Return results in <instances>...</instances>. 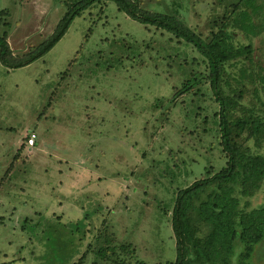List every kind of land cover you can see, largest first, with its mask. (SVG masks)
Returning <instances> with one entry per match:
<instances>
[{
  "label": "rangeland",
  "instance_id": "rangeland-1",
  "mask_svg": "<svg viewBox=\"0 0 264 264\" xmlns=\"http://www.w3.org/2000/svg\"><path fill=\"white\" fill-rule=\"evenodd\" d=\"M63 1L0 0L13 56L49 36ZM134 1L208 39L237 0ZM169 37L107 0L75 16L35 60L0 62V264H73L82 251L81 264H92V251L108 244L126 264H172L176 190L225 159L210 94H178L183 75ZM251 42L264 67V31ZM184 51L188 61L197 56ZM254 249L249 261L264 264V236Z\"/></svg>",
  "mask_w": 264,
  "mask_h": 264
},
{
  "label": "trees",
  "instance_id": "trees-1",
  "mask_svg": "<svg viewBox=\"0 0 264 264\" xmlns=\"http://www.w3.org/2000/svg\"><path fill=\"white\" fill-rule=\"evenodd\" d=\"M105 1L64 0L66 10L53 31L24 56H13L3 31L0 62L17 68L35 60L64 35L75 16ZM111 1L129 17L169 33L167 41L175 38L183 75L178 94L205 91L216 104L212 117L225 165L215 171L209 167L176 190L170 214L176 251L172 264H251L255 244L264 236V67L253 60L251 42L264 31V0L230 2L222 20L213 22L208 39L174 15L145 11L134 0ZM188 46L197 53L189 61L184 51ZM189 64L194 71L186 69ZM258 192L261 200L254 204ZM92 252V264H126L113 259L114 245ZM85 255L80 252L73 264H81Z\"/></svg>",
  "mask_w": 264,
  "mask_h": 264
},
{
  "label": "built area",
  "instance_id": "built-area-1",
  "mask_svg": "<svg viewBox=\"0 0 264 264\" xmlns=\"http://www.w3.org/2000/svg\"><path fill=\"white\" fill-rule=\"evenodd\" d=\"M34 139H35V134L34 133H30L28 138H27V146H32L34 143Z\"/></svg>",
  "mask_w": 264,
  "mask_h": 264
}]
</instances>
